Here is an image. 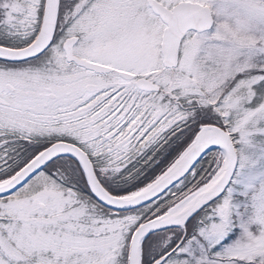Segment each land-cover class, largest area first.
<instances>
[{
	"label": "snow or ice",
	"instance_id": "1",
	"mask_svg": "<svg viewBox=\"0 0 264 264\" xmlns=\"http://www.w3.org/2000/svg\"><path fill=\"white\" fill-rule=\"evenodd\" d=\"M0 264H264V0H0Z\"/></svg>",
	"mask_w": 264,
	"mask_h": 264
}]
</instances>
